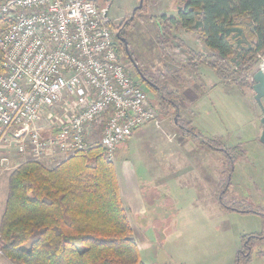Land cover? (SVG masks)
I'll return each mask as SVG.
<instances>
[{
    "label": "trees",
    "instance_id": "1",
    "mask_svg": "<svg viewBox=\"0 0 264 264\" xmlns=\"http://www.w3.org/2000/svg\"><path fill=\"white\" fill-rule=\"evenodd\" d=\"M181 3L178 17L163 18L171 25L198 32L202 43L210 49L203 53L190 51V56L215 68L240 89H252L251 74L264 54V0ZM139 72L141 83L148 81L145 87L161 89L140 68ZM172 91L160 98L175 107L176 124L202 145L226 155L220 205L263 215L260 206H252L247 198H230L228 192L234 165L247 155L243 144L227 146L221 136L206 137L191 122H183L175 100L179 90ZM118 183L115 164L107 159L100 142L77 151L54 167L32 159L21 162L10 175L6 211L0 224V250L19 264H146ZM263 236L264 233L245 235L235 264L243 259L248 263L256 246L253 240Z\"/></svg>",
    "mask_w": 264,
    "mask_h": 264
},
{
    "label": "built area",
    "instance_id": "2",
    "mask_svg": "<svg viewBox=\"0 0 264 264\" xmlns=\"http://www.w3.org/2000/svg\"><path fill=\"white\" fill-rule=\"evenodd\" d=\"M110 21L95 0H0V168L10 166L11 148L42 163L84 150L96 125L114 160L135 130L161 127L145 85L121 59ZM58 103L71 114L43 133L35 124Z\"/></svg>",
    "mask_w": 264,
    "mask_h": 264
},
{
    "label": "rangeland",
    "instance_id": "3",
    "mask_svg": "<svg viewBox=\"0 0 264 264\" xmlns=\"http://www.w3.org/2000/svg\"><path fill=\"white\" fill-rule=\"evenodd\" d=\"M95 1L100 10L108 13L112 29L117 34L114 42L121 53V59L126 60L130 66L134 62L153 82L160 85L161 89L156 91L146 87L147 95L158 108L162 119L168 120V123L175 127L176 120L174 118L177 117L174 111L175 107L170 101L160 97L169 91L173 92V89L179 90L180 93L179 74L181 68L185 66L186 60L189 62V59L191 61L193 57L190 56L192 55L190 51L194 53L207 52V49L203 47L200 49L199 42L202 44V41L198 32L189 27H176L163 18L164 16L178 17L182 0H143L141 7H139L141 0ZM123 37L127 42L128 53L122 50L121 38ZM163 41L166 48H164ZM263 61L264 54H261L258 66L251 74V78L256 70L261 69ZM167 70L175 72L177 77ZM133 74L135 77L137 76L135 69H133ZM144 85L146 86V84ZM180 99L181 94L175 98L176 101L178 100L179 106ZM250 99L257 107L256 100L252 96ZM233 104L235 121L238 119L245 123L251 121L254 113L247 99L234 97ZM180 108L181 106L179 111ZM70 109L65 103H58L46 111L35 125L42 128L43 133L56 132V126L68 119L71 114L68 111ZM182 112V115L186 117L187 113ZM228 121L227 119V125H229ZM255 123L257 122H250L248 127H254ZM162 125L161 128L156 125L155 127L162 129ZM169 128L171 127L169 126ZM92 131L94 133L92 143H99L101 126L96 125ZM243 132L244 129L236 130L237 142L240 141ZM164 134L167 140L171 141L187 137L185 131L179 130L171 132L166 130ZM246 145L247 143H244L243 148ZM251 147L246 146L247 155L238 162V172L233 179L231 177L233 183L230 180L231 185L228 192L230 198H247L252 206H260L263 215L251 212L242 213L224 207L198 210L188 208L186 205L195 200L197 193L193 188H188L191 184H186L185 176H178L181 178L171 176L167 184L160 182L164 178L156 174L158 161L154 156V145H151L148 135L141 137L135 132L128 142L119 145L113 160L115 167L118 163H126L125 174H134L136 183H139L142 189L144 188V201L138 205V210L135 209L139 212V217L135 220L132 217V223H130L135 230L134 237L141 245V258L146 264H235L239 255L237 253L242 250L244 245V236L249 233H264V146L262 145V149L257 151L252 150ZM12 149L14 148L9 150L10 155L8 154V156L16 157L17 154ZM73 154L60 152V154L48 158L49 164L45 165L54 167ZM184 164L185 162L182 163V167ZM226 164L227 161L224 160L222 167L226 168ZM16 167V165H12L13 170ZM185 167H189V164H185ZM148 181H152V184L146 183ZM155 185H167V189L164 190L167 193H163L160 199H157L152 191ZM181 186H187V188ZM254 187L255 190H253ZM133 188H135L134 185ZM220 191L221 189L216 193V199L220 196ZM168 197L173 199L176 204L174 208L170 207L171 210L173 209V211H169L171 214L165 216L163 209L160 210L161 215L158 214V210L153 213L152 203L165 205L169 202ZM122 200L126 210H129L130 198L123 197ZM177 209L178 217L173 219L172 213H177ZM153 214H157L159 219L150 218ZM253 241L256 246L251 252V260L246 263L243 259L240 264H264V236Z\"/></svg>",
    "mask_w": 264,
    "mask_h": 264
},
{
    "label": "crops",
    "instance_id": "4",
    "mask_svg": "<svg viewBox=\"0 0 264 264\" xmlns=\"http://www.w3.org/2000/svg\"><path fill=\"white\" fill-rule=\"evenodd\" d=\"M199 46L206 51L210 49L205 45L199 42ZM192 61L189 62L186 60L185 66L180 70V113L181 119L183 122H191L197 130L200 131L204 136L209 138H215L221 136L223 142L227 146H234L244 143L246 146H252V150L262 149L264 144L260 140V135L263 131L261 118L262 111L259 104L254 105L251 102L250 97L254 98V91L252 89H240L236 84H232L230 80L225 79L215 68L207 65L204 62H201L196 57L191 58ZM190 62L196 63L193 67ZM191 66V67H190ZM244 97L248 100V103L251 105L252 112L254 117L248 123L243 122V120L235 121L234 116V104L233 98ZM264 102V99H263ZM182 111L187 113L185 117L182 115ZM186 119V120H185ZM229 120V125L226 121ZM167 121V122H166ZM162 129L156 128L153 123L146 124L145 126L135 130L138 136L144 137L148 135L150 138L151 145H154V156L158 161L157 173L160 177L164 178L163 181H160L162 184H167L171 176L175 178H181L178 176H185L186 184H191L188 188H193L197 193L196 198L193 202H190L186 205L188 208L192 209H219L222 207L218 198L216 199V193L220 189L221 178L223 176L224 160H226V155L221 151L214 150L207 145H202L199 141L187 134L186 138L177 139L176 141L167 140L164 136V132H171L173 130H179L184 132L183 128L175 124L171 126L168 123V120L162 119ZM250 122H257L255 126L249 128ZM169 126L172 128H169ZM165 127V128H164ZM177 128V129H176ZM166 129V130H165ZM244 129V132L240 136V141H236V130ZM133 135L129 138L131 139ZM171 134V133H170ZM164 136V137H163ZM129 139L126 141L128 142ZM125 142V143H126ZM245 146V148H246ZM247 151V148H246ZM12 156V155H11ZM10 156V157H11ZM12 165L18 166L21 162L26 161V157L21 156H12L10 158ZM187 160V162H186ZM49 161V160H48ZM48 161H45L44 164H49ZM244 161V160H243ZM189 164V167H182V163ZM12 165L0 168V224L2 222L3 216L6 211L7 200L9 195L10 187V175L12 172ZM237 165H234V171L232 173V179L237 174ZM183 168V169H182ZM240 168V167H239ZM127 170L126 163L121 162L116 166V171L119 179L120 191L122 199L130 198L129 210H126L132 223V217L138 218L139 212L138 205L142 204L144 201V188L136 183V176L134 174H125ZM233 183V181L231 180ZM146 183L152 184V181ZM133 185L135 188H133ZM165 187V188H161ZM182 188H187V186H181ZM167 189L165 186H156L154 187V196L157 199H160L163 193H167L164 190ZM186 190V189H185ZM255 190V187L253 188ZM169 202L165 205L152 203L153 213L160 214V210H164V215L167 216L170 207L174 208L176 205L170 197H168ZM136 209V210H135ZM134 212H133V211ZM173 219L178 217L177 213L173 212ZM160 217V216H159ZM152 219L158 218V215L150 217ZM159 219V218H158ZM134 230V229H133ZM135 233V230H134ZM162 239V238H161ZM138 242V241H137ZM139 245L141 251V245ZM0 264H19L17 261L9 259L3 251L0 250Z\"/></svg>",
    "mask_w": 264,
    "mask_h": 264
},
{
    "label": "water",
    "instance_id": "5",
    "mask_svg": "<svg viewBox=\"0 0 264 264\" xmlns=\"http://www.w3.org/2000/svg\"><path fill=\"white\" fill-rule=\"evenodd\" d=\"M142 1L143 0H141L139 7L142 6ZM252 78H253V82H254L252 85V90L255 91L254 99L259 104L261 111H262V115H263L261 118L263 131L260 135V140L264 144V102H263V99H264V72L261 69H258L254 72Z\"/></svg>",
    "mask_w": 264,
    "mask_h": 264
},
{
    "label": "flooded vegetation",
    "instance_id": "6",
    "mask_svg": "<svg viewBox=\"0 0 264 264\" xmlns=\"http://www.w3.org/2000/svg\"><path fill=\"white\" fill-rule=\"evenodd\" d=\"M121 39H122V42H121V44H122V50H124V51L127 52V42H126V40H125L124 37L121 38ZM125 44H126V45H125ZM123 46H124V47H123ZM124 48H125V49H124ZM127 53H128V52H127ZM132 66H133V69H135V71H137V76L141 78V74L139 73V68H138V66H136V64H135L134 62H132ZM132 71H133V70H132ZM146 82H148V81L145 80L144 83H146ZM146 85H147V83H146Z\"/></svg>",
    "mask_w": 264,
    "mask_h": 264
}]
</instances>
